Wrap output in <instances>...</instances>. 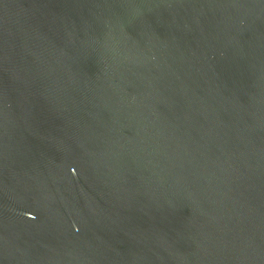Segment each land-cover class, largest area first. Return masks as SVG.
<instances>
[{
  "label": "water",
  "instance_id": "1",
  "mask_svg": "<svg viewBox=\"0 0 264 264\" xmlns=\"http://www.w3.org/2000/svg\"><path fill=\"white\" fill-rule=\"evenodd\" d=\"M0 264H264V0H0Z\"/></svg>",
  "mask_w": 264,
  "mask_h": 264
}]
</instances>
